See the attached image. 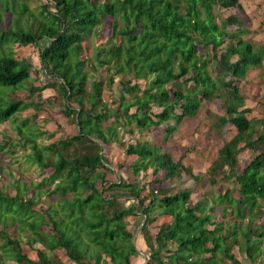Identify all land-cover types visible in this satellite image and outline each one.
I'll use <instances>...</instances> for the list:
<instances>
[{"label": "trees", "instance_id": "obj_1", "mask_svg": "<svg viewBox=\"0 0 264 264\" xmlns=\"http://www.w3.org/2000/svg\"><path fill=\"white\" fill-rule=\"evenodd\" d=\"M232 8L241 9L239 0H42L35 9L27 0H0V88L17 90L33 80L30 70L36 67L16 58L13 50L34 46L38 70L48 79L27 89V97L57 90L61 114L77 129L73 136L40 146L37 138L46 132L31 126L34 120L16 124L28 105L9 100L13 91L0 92L5 95L0 123L9 121L17 134L16 139L3 134L0 154L27 147L24 163L35 165L40 178L11 183L13 196L0 190V264H133L135 234L124 219L137 215L143 218L145 264H243L234 248L244 262L264 264V227L258 221H264V116L247 118L250 109L237 86L263 64L264 44L245 39L248 32L235 15L215 16V10ZM104 22L110 24L109 40L82 59L84 43ZM231 25L238 27L230 31ZM102 69L104 83L94 78ZM115 79L120 90L118 96L113 90L117 105L110 107L102 93ZM213 100L220 101L222 115L211 130L220 133L230 124L235 133L204 174L183 165V156L174 161L161 145L138 139L136 133L163 127L167 141L202 102ZM110 144L134 157L129 167L135 176L150 170L160 175L154 180L158 186L186 176L203 187L206 178L208 193L191 203L188 189L106 181L111 170L101 151ZM243 152L250 157L239 171ZM48 169L53 171L45 175ZM119 198L130 205L115 207ZM158 218L166 221L148 233L147 224ZM8 227L27 231L26 244L40 246L32 249L33 256Z\"/></svg>", "mask_w": 264, "mask_h": 264}, {"label": "rangeland", "instance_id": "obj_2", "mask_svg": "<svg viewBox=\"0 0 264 264\" xmlns=\"http://www.w3.org/2000/svg\"><path fill=\"white\" fill-rule=\"evenodd\" d=\"M41 1L42 0H27V4L29 8L35 9L40 5ZM239 3L241 5L240 10L237 8L218 9L214 11L215 16L218 18H227L231 15H235L240 21L242 29L248 32L244 35V38L249 40L254 46L264 44V0H239ZM237 27V25H231L229 30L234 31ZM95 31L96 34L91 36L90 39H87L84 43L83 53L81 54L82 59H88L90 57L93 47L106 45L111 36L110 24L107 22H104L102 26L96 27ZM13 51L16 58L28 59V61L33 63L36 67V70H30V75L33 80L26 83L24 88L17 90H14V87L0 88L1 94L13 91L8 94L9 100H21L28 105V108L20 113V115H14L15 117L18 115L15 119L16 124L23 118L34 120L31 126L37 128L41 132H46L44 135L37 138V144L40 146L57 143L60 139L75 135L77 129L74 120H72V118H65L61 114L63 101L57 90L46 89L43 92L34 93L30 97H27V89L33 86H41L48 79L38 70V54L34 46L20 47L17 45L14 46ZM94 78L104 83L103 69L98 70L97 73L94 74ZM117 83L118 80L115 79L113 85L108 89H104L102 93V99L110 107H115L117 105L113 96V90H115L116 96L119 94L120 88L117 87ZM237 86L241 89L246 99V107L250 109V112L246 114L247 118L253 120L263 117L264 61L261 67L249 70L245 78L238 81ZM4 96L5 95H0V99L3 100ZM220 106V101L218 100H213L210 103L202 102L199 112L193 118H185L182 123L177 126L176 131L173 132L165 142L162 140L164 134L163 127L153 128L150 132L136 134L141 141H148L152 144L161 145V148L168 152L174 161H177L183 156V165L190 167L195 175H201L205 173L208 166L214 160L218 149L222 146L224 141L229 140L235 133L234 128L230 124H227L220 133L211 130V126L216 118L222 115ZM13 117L10 120H12ZM8 122L0 123V141H5L3 134L13 139L17 138L16 132L11 129V125ZM33 127L32 129L34 130ZM124 139H127L129 142L132 141L128 135L125 136ZM6 150H8V148ZM13 150L15 151L14 155L5 153L0 154V190L9 196H13L16 193L11 183L22 180L27 184L40 180L38 177V168L35 165L27 166L24 163V155L29 152L28 148L14 147ZM101 156L103 157L105 168L111 170V172L105 173L106 181L115 182L120 178L129 182L144 183L148 185V188L153 187L155 190L159 189V187L172 191L188 189L192 192L191 203H195L202 193H208L206 189L208 186L206 178L202 180L203 187H199L186 176L180 180H165L161 186H158L154 180L160 179V175L153 176L150 170L145 172V175L140 174L139 176H135L129 167L134 161V157L125 155L123 148L115 144L103 146ZM249 157L250 154L248 152H243L239 155V171L248 162ZM52 171V169H48L45 175H49ZM99 171H103V169ZM96 185L97 188H101L100 182H97ZM224 186L227 185L225 184ZM147 193L148 189L145 187L144 195ZM43 198L44 197H42V199ZM113 205L121 208L123 206H129L130 202H126L125 199L119 198L116 199ZM124 220L127 222L126 229L135 234V243L137 245V242L141 238L143 239V233L141 232L143 218L138 215L127 216ZM161 221L164 222L166 219L162 218L161 220L158 218L155 221L149 222L146 226L148 233L156 231ZM258 221L264 227V221L261 219ZM259 223H255L253 227L257 228ZM0 229H2L1 225ZM8 233H10L12 237L18 238L24 252L30 256L34 255L32 253L33 248H40L37 244H34L33 248L26 244V241L31 239L27 231L18 232L16 227H8ZM262 251L264 254L263 248ZM233 254L238 260L242 261L243 264H260V261H256L255 263L244 262L243 257L239 255L236 248L233 249ZM57 256L62 258L63 261L68 262L62 251H58ZM1 261L2 258L0 257V262ZM145 263L146 262L143 264ZM1 264L12 263L4 261Z\"/></svg>", "mask_w": 264, "mask_h": 264}, {"label": "crops", "instance_id": "obj_3", "mask_svg": "<svg viewBox=\"0 0 264 264\" xmlns=\"http://www.w3.org/2000/svg\"><path fill=\"white\" fill-rule=\"evenodd\" d=\"M244 107L248 108V107H246V105ZM136 248L138 250V256L137 257H133L131 259V261H132L133 264H143L144 263L143 258H145L144 256L147 253V248H146L145 242H144V240L142 238L137 242Z\"/></svg>", "mask_w": 264, "mask_h": 264}]
</instances>
